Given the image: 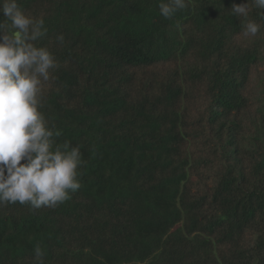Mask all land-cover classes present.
Masks as SVG:
<instances>
[{
    "label": "trees",
    "instance_id": "obj_1",
    "mask_svg": "<svg viewBox=\"0 0 264 264\" xmlns=\"http://www.w3.org/2000/svg\"><path fill=\"white\" fill-rule=\"evenodd\" d=\"M159 2L17 0L58 63L40 110L86 164L58 207H0V264H264V28L242 34L246 0Z\"/></svg>",
    "mask_w": 264,
    "mask_h": 264
},
{
    "label": "clouds",
    "instance_id": "obj_2",
    "mask_svg": "<svg viewBox=\"0 0 264 264\" xmlns=\"http://www.w3.org/2000/svg\"><path fill=\"white\" fill-rule=\"evenodd\" d=\"M187 7L186 0H160L165 18ZM258 10L259 19L251 16ZM0 12V207L19 203L33 209H54L81 187L80 168L86 164L80 146L58 143L61 133L40 110L42 84L58 68L54 54L38 41L46 35L42 18H33L17 0H3ZM230 13L241 18L242 34L257 37L264 28V0L233 3ZM64 42L63 34L56 37ZM37 264L44 250L34 249Z\"/></svg>",
    "mask_w": 264,
    "mask_h": 264
}]
</instances>
